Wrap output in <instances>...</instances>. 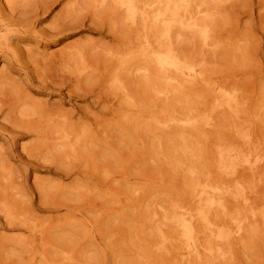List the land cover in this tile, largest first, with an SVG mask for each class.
Returning a JSON list of instances; mask_svg holds the SVG:
<instances>
[{"label":"rangeland","instance_id":"1","mask_svg":"<svg viewBox=\"0 0 264 264\" xmlns=\"http://www.w3.org/2000/svg\"><path fill=\"white\" fill-rule=\"evenodd\" d=\"M185 263L264 264V0H0V264Z\"/></svg>","mask_w":264,"mask_h":264},{"label":"bare ground","instance_id":"2","mask_svg":"<svg viewBox=\"0 0 264 264\" xmlns=\"http://www.w3.org/2000/svg\"><path fill=\"white\" fill-rule=\"evenodd\" d=\"M135 4H137V3H135ZM120 9V8H119ZM118 9V10H119ZM156 13H157V11H156ZM136 16H138V15H136ZM140 16V15H139ZM150 16V15H149ZM155 16H156V14H155ZM138 18V17H137ZM141 18V17H140ZM153 22V21H152ZM159 24V23H158ZM60 29V28H59ZM147 31H148V28H147ZM154 31V30H153ZM149 33V32H148ZM152 33V32H151ZM154 33H155V31H154ZM151 36V35H150ZM157 38V37H156ZM156 41V40H155ZM157 46H158V44H157ZM156 47V46H155ZM162 49V48H161ZM160 51V50H159ZM145 52V51H144ZM162 54V53H161ZM177 60V59H176ZM154 61V60H153ZM152 61V62H153ZM150 63V62H149ZM154 65H155V63H153ZM178 65V64H177ZM180 65V64H179ZM181 66H182V64H181ZM152 67H153V65H152ZM156 67V66H155ZM165 67H163V69H164ZM186 68V67H185ZM188 68V67H187ZM152 69H154V68H152ZM160 69V68H159ZM167 69V68H166ZM155 70V69H154ZM170 70V69H169ZM164 71V70H163ZM189 71H190V69H189ZM192 71V70H191ZM153 72V71H152ZM160 73V72H159ZM159 77V76H158ZM161 77H162V75H161ZM158 79V78H157ZM250 202V201H249ZM250 204V203H249ZM220 205H222V204H220ZM219 205V206H220ZM201 214V213H200ZM203 214H205V213H202V215ZM207 215V214H206ZM207 218V217H206ZM247 219V218H246ZM206 220V219H205ZM204 220V221H205ZM187 221V220H186ZM190 222V221H189ZM206 222V221H205ZM210 222H211V220H210ZM246 222V221H245ZM187 223V226L189 225L188 224V222H186ZM211 224H212V222H211ZM185 225V224H184ZM192 225V224H191ZM191 225H189L190 226V228H191ZM206 225V224H205ZM210 225V224H209ZM189 226H188V230H189ZM216 226V225H215ZM211 228H212V225L210 226ZM217 227H219V226H217ZM221 227V226H220ZM205 229V228H204ZM210 229V228H209ZM208 229V230H209ZM215 229V228H214ZM214 229L212 230L213 231V234H214V232L216 231V229H215V231H214ZM218 229V228H217ZM185 230V229H184ZM207 230V229H206ZM222 230V229H221ZM242 231V230H241ZM209 232H210V230H209ZM220 232H222V231H220ZM218 233H219V231H218ZM190 234V233H189ZM212 234V235H213ZM220 234H222V233H220ZM187 235V234H186ZM222 236H224V234L222 235ZM226 236V235H225ZM188 237V236H187ZM218 238H219V236H217ZM189 238H190V236H189ZM189 238L187 239V240H189ZM199 238V237H198ZM192 242V241H191ZM199 242V241H198ZM193 243H194V241H193ZM189 244H190V241H189ZM191 248V247H190ZM196 248V247H195ZM214 249V248H213ZM215 258V257H214ZM186 264V263H185Z\"/></svg>","mask_w":264,"mask_h":264}]
</instances>
